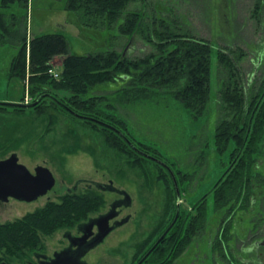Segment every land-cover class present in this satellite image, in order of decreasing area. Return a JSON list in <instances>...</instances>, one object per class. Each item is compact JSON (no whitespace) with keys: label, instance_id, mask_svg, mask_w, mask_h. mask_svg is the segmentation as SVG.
<instances>
[{"label":"rangeland","instance_id":"374dc122","mask_svg":"<svg viewBox=\"0 0 264 264\" xmlns=\"http://www.w3.org/2000/svg\"><path fill=\"white\" fill-rule=\"evenodd\" d=\"M66 1L30 0L28 7L17 2L7 9L0 7V13L6 15L9 25L14 24L13 28L19 33H26L29 39L42 34H65L71 52L77 55L114 50L134 60L155 52L152 44L139 36L133 39L121 36L118 27L96 29L83 26L78 15L66 9ZM255 2L148 0V13L152 17L179 18V22L194 36L209 40L215 51L212 55L211 101L206 115L198 119L167 94L118 105L116 112L107 109L108 101L114 104L113 96L124 86L121 80L99 85L85 97L105 98L108 101L100 102L99 109L106 114L113 112L125 120L128 129L120 127L122 131L119 135L128 139H124L126 142L122 140L129 151L146 160L143 166L136 165L132 156L108 145L102 130L106 127L100 123L102 120L107 122L101 119L103 116L94 115L100 118V122H94L87 120L83 114L70 112L64 104L69 92L53 88L33 95L31 86L10 79L9 68L18 54L19 45L3 30L4 37L0 36V103L11 105H0V161L16 154L20 163L33 173L38 166L48 167L56 178V185L47 196L37 201L0 204V225L22 219L51 201H59L76 184L79 187L77 193H86L89 183L113 182L117 189L132 198V206L125 214L133 216V223L131 221L119 230L123 233L128 228L131 234L122 240L115 239L117 232L112 234L96 250V261L101 264L136 263L174 221L178 206L182 212L196 216L199 213L198 204L203 202L201 206L206 209L207 220L205 235L200 237L198 244L200 246L197 249V246L191 245L173 264H195L197 250H200V263L211 264L209 240L216 236L220 224L218 218L222 214L214 210L212 191L223 178L231 152L219 153L216 144V129L220 121L218 94L221 89L218 49H239L245 54L240 69L249 81L254 63L260 56L264 61V11L263 21L258 25L250 18ZM142 6L141 3L132 4L129 10H140ZM61 63V58H55L54 68L61 70ZM263 70L264 63L261 72ZM43 109H46L44 113L41 112ZM231 148H236L234 143ZM164 174L171 181V194L160 177ZM172 175L177 178V184ZM100 193L106 198L101 212L110 207L118 193ZM249 220L247 214L237 226H233L235 237L230 243L232 254L238 259L253 256V252H249L251 243L245 245L239 240L240 237L246 238L251 228ZM63 230L43 235L38 245L40 250L51 254L62 248ZM155 232L157 235L151 241ZM34 250L18 253L5 262L26 264Z\"/></svg>","mask_w":264,"mask_h":264},{"label":"trees","instance_id":"16d2710c","mask_svg":"<svg viewBox=\"0 0 264 264\" xmlns=\"http://www.w3.org/2000/svg\"><path fill=\"white\" fill-rule=\"evenodd\" d=\"M17 2L28 7L30 0H2L1 7L7 9ZM138 3L143 5L140 10H129L132 4ZM148 6V0L66 1V9L75 12L83 26L96 29L118 27L121 36L127 39L139 36L152 44L155 52L134 60L114 50L87 55L74 54L71 52L69 39L63 33L35 35L29 39L26 33H19L13 28L14 24L9 25L6 15L0 13V36L4 37L5 30L19 45L18 54L9 68L10 79L19 80L24 86H31L33 95L53 88L69 92L70 95L65 97V107L94 122H100V118L93 117L94 115L103 116L101 119H106L107 122L102 120L100 123L106 127L102 130L108 145L132 156L134 163L142 166L146 160L129 151L125 143L128 139L119 135L122 131L120 127L128 129L125 120L113 112L106 114L99 109L100 102L108 101L105 98L85 97L99 85L121 80L124 86L112 98L117 107L110 100L106 105L107 109L116 112L118 105L151 100L167 94L198 119L206 115L211 101L212 55L215 51L209 40L194 36L179 22V18L152 17L148 13ZM263 7L264 0H257L254 17L259 25L262 23L260 11ZM57 57L62 59L59 79L49 73ZM244 57L245 54L239 49H218V80L221 89L218 94L220 121L216 129L217 150L224 154L234 143L237 152L241 149L248 152L240 170L237 169L238 176L233 181H226L224 173L213 188L217 211L226 209L230 212L249 207L247 202L240 204V199L251 188L249 180L256 158L252 153L264 145V104L259 107L260 98H253V94L247 95L244 92L245 80L239 72ZM250 100L254 102L253 105L249 104ZM45 111L43 109L41 112ZM122 139H126L125 142ZM244 174L247 176L246 182ZM160 177L171 194V181L165 174ZM173 180L177 184V178L173 176ZM202 203L198 204L199 213L196 216L188 217L191 215L185 212L180 215L178 224L172 227L169 236L154 248L151 263L160 264L166 259L168 264H173L192 245L196 236L203 235L207 215ZM105 204L104 194L98 191H69L59 201H51L22 219L1 224L0 264L18 253L36 249L43 235H53L59 230L72 228L89 215L100 212ZM156 235L157 232L152 234L151 241ZM179 235L182 237H178Z\"/></svg>","mask_w":264,"mask_h":264},{"label":"flooded vegetation","instance_id":"af4514ba","mask_svg":"<svg viewBox=\"0 0 264 264\" xmlns=\"http://www.w3.org/2000/svg\"><path fill=\"white\" fill-rule=\"evenodd\" d=\"M256 4H257V0L252 9L250 18L254 19L257 22L256 17H254ZM263 11L264 9L260 11L261 16L263 14ZM257 24L259 25V23ZM263 63H264L263 57L260 56L258 61L254 63L255 68L253 70L252 76L250 77L249 81H247L243 75L245 80L244 92H246L247 95L253 94L254 95L253 98L259 97L260 98L258 104L259 107L264 104V70L263 72H261V66L263 65ZM239 72L242 73V69H239ZM249 104L253 105L254 102L250 100ZM228 150H231V152L229 153V164L226 170L224 171L225 173L224 179L226 181L227 180L233 181V179H235L238 176L237 169L240 170L241 168L240 165L242 164V161L247 155L248 150L241 149L240 151L237 152L236 149H232L231 147H229ZM252 154L256 155V158H255V163L252 166L251 178L249 180V183L251 184V188L249 191L244 192V194L242 195L243 198L240 199V204L247 202V204H249V207L247 209H240V210L238 209L230 212L226 211V209L225 211L218 210L219 212L222 213L221 216L218 218L220 224L218 226L216 236L210 238L209 240V247L211 250V257H212V261L209 263L211 264H264V262L262 261V256L264 254L263 252L264 250V145L263 147H261V149L257 150ZM243 179L246 182L247 180L246 174L243 175ZM78 188L79 187H77V190H75V188L68 189L67 193H69V191L77 192ZM95 188L99 192H104L98 189L94 184L92 183L88 184V190H94ZM260 189H263L262 190L263 192ZM115 194L117 193L115 192ZM117 195L118 197L114 199V201L110 204V207L108 209L89 215V217L86 220L79 222L74 227L63 230L62 248H60L58 251H54L53 253L49 254L48 252L41 251L40 247L37 246L36 250H34V252L32 253L33 254L32 258L29 259L26 264H53L55 255L65 250L68 251V255H67L68 257L67 258L64 257V259H66L64 264H101L99 263V261H96V250H98V248L104 245L105 242L109 239V237L116 232L118 234L115 239L120 238V240L125 239L126 237H128L129 234H131L128 228L124 229L123 233H121V231L119 230L129 225L131 221L133 223V216H131V214H125L126 210H128V208L131 207L132 204L126 205L127 200H125V197L120 194ZM212 195H213L214 210L217 211L215 191H212ZM14 201L20 203L21 202L29 203L26 201H20L18 199L10 197L7 201L0 200V204L7 205L10 202H14ZM114 204L115 206L116 204H121L116 206V212L118 216L110 223L111 226H115V229L107 236V238L104 240L103 243L95 246L94 248H89L93 243L94 239L96 238V235L99 233V227L98 225H95L93 228L88 229L87 235L90 236L87 239L82 240L81 238L84 236L85 231H87L86 230L87 227L84 226V224H88L92 220L100 217L101 215L110 212ZM230 205H232V203ZM182 213L183 212L180 206H178V212L176 213L174 221L157 238L154 245L145 254L141 255L139 259L136 261V263L133 264H153L150 262V258L154 254L153 253L154 248L157 247L159 244L163 243L165 238L169 236L172 227L178 224L180 215ZM247 214L250 217L249 221L251 223V228L249 229L247 236H245L246 238L241 239L240 237L239 240L244 241L245 245L247 243H251L249 252H253V256L252 258L238 259L235 256H233L232 248H231L232 246L230 243L235 237V234L233 233V226L234 225L237 226L239 224V221L243 218V216H246ZM188 217H192V216H188ZM126 218H129L126 223H124L121 226H116L117 222H120ZM181 233L182 231H180V234ZM204 235L205 234H203L202 236ZM180 236L181 235H179L178 237ZM202 236L198 235L193 240L192 245L195 247L197 246V249L200 246L198 244L200 243V237L202 238ZM181 239H176V241L178 240L180 241ZM199 253L200 250L199 251L197 250L195 264L196 262L200 263ZM90 256L91 258H89ZM201 262L204 263L205 261H201ZM160 264H168V261L166 262V259L162 260Z\"/></svg>","mask_w":264,"mask_h":264},{"label":"water","instance_id":"95a60500","mask_svg":"<svg viewBox=\"0 0 264 264\" xmlns=\"http://www.w3.org/2000/svg\"><path fill=\"white\" fill-rule=\"evenodd\" d=\"M92 184L102 191H112L123 195L125 200H127L126 205L132 204L131 196L125 191L117 189L113 182L107 184ZM55 185L56 178L48 167L38 166L33 173L25 165L20 163L19 157L16 154L0 161V200L2 201H7L10 197H13L20 201L33 202L46 196L53 190ZM77 187L78 185L76 184L74 187L75 190H77ZM121 204H116V206ZM116 206L114 204L110 212L101 215L88 224H84V226L87 227V231H85L84 236L81 238L82 240H85L90 236L87 235L88 229L93 228L95 225H98L99 227V233L96 235V238L89 248H94L95 246L103 243L107 236L115 229V226H111L110 223L118 216ZM128 219L129 218H126L117 222L116 226L123 225L128 221ZM67 255L68 251L66 250L56 254L53 264H64L66 261L64 257L67 258Z\"/></svg>","mask_w":264,"mask_h":264},{"label":"built area","instance_id":"2783aa9c","mask_svg":"<svg viewBox=\"0 0 264 264\" xmlns=\"http://www.w3.org/2000/svg\"><path fill=\"white\" fill-rule=\"evenodd\" d=\"M49 73H50L51 75H53L54 78H57V79L60 78V73H59L58 71H56L55 69H50V70H49Z\"/></svg>","mask_w":264,"mask_h":264},{"label":"crops","instance_id":"0c3cea01","mask_svg":"<svg viewBox=\"0 0 264 264\" xmlns=\"http://www.w3.org/2000/svg\"><path fill=\"white\" fill-rule=\"evenodd\" d=\"M2 6V0H1V5H0V7Z\"/></svg>","mask_w":264,"mask_h":264}]
</instances>
